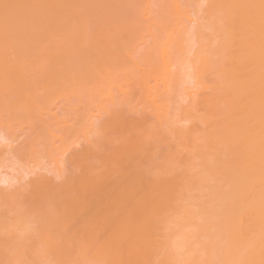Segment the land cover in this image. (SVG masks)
<instances>
[{"label": "bare ground", "instance_id": "1", "mask_svg": "<svg viewBox=\"0 0 264 264\" xmlns=\"http://www.w3.org/2000/svg\"><path fill=\"white\" fill-rule=\"evenodd\" d=\"M1 166L10 264H264V0H0Z\"/></svg>", "mask_w": 264, "mask_h": 264}, {"label": "rangeland", "instance_id": "2", "mask_svg": "<svg viewBox=\"0 0 264 264\" xmlns=\"http://www.w3.org/2000/svg\"><path fill=\"white\" fill-rule=\"evenodd\" d=\"M194 18H195V17H194ZM191 19H192V17H191ZM195 20H196V19H195ZM195 20H194V21H195ZM136 90H137V89H136ZM137 91H138V90H137ZM1 167H2V169H0V177H1V176L3 177V174L1 173V172H3V171H5V172H3V173H5V174H10V170H9V169H7L5 166H4V167L1 166ZM1 167H0V168H1ZM3 168H4V169H3ZM7 171H8V173H7ZM5 174H4V175H5ZM2 177H1V178H2ZM2 186H3V187H2ZM2 186H0V187H2V188H6V187H7L6 185H2ZM1 200H2V199H0V201H1ZM1 203L4 204L5 202H2V201H1ZM3 204H2V205L0 204V209H2V207H5V205H3ZM5 204H6V203H5ZM6 206H7V204H6ZM5 208H7V207H5ZM3 209H4V208H3ZM3 209L0 210V215L5 216V211L7 212V210L3 211ZM7 209H8V208H7ZM6 215H7V214H6ZM7 216H9V218L11 217V215H10L9 213H8ZM5 217H6V216H5ZM5 217H2V219H1V217H0V219L3 220ZM7 218H8V217H7ZM4 220H5V219H4ZM8 220H11V219H7V221H6V222H8V223H7L8 226H7V225L4 226V224H5L6 222H5V223H4V222L2 223V221H1V223H2V225H3L4 228H1L2 225H0V229H1V230H0V233H1V234H0V243L2 242L1 239H3L2 244H0V252H2V254H0V255H1V257H0V262H1V264H2V263H3V264H10V260H11V259H12V260L14 259V258H12V257H13L12 254H13V253H10V252H12V251H11V250H12L11 246H12V243H14V239H13L14 237H13V238H10V239L13 240L12 242L9 241V237H10L11 235L13 236V233H10V232L6 231L5 233H6L7 237H6V235H5L6 238H5V237L2 238V235L5 234V233H2V232H1L3 229H4V230H5V229L7 230V229H9V227H11V225H9V223H11V222L8 221ZM5 227H7V228H5ZM9 231H12V228H10ZM7 232L10 233L11 235L9 234V236H8ZM3 236H4V235H3ZM7 238H8V239H7ZM4 239H5V240H4ZM5 241H6V242L8 241L7 244H9L10 246H6V244H5L6 242H5ZM4 242H5V243H4ZM3 244H5V246H4ZM1 245H2V246H1ZM6 247H7V248H6ZM3 248H4V249H3ZM5 249H6V250H5ZM1 250H2V251H1ZM4 251H6V253H5ZM9 251H10V252H9ZM7 252H8V253H7ZM3 254H4V255H3ZM6 254H8L7 257H5ZM2 255H3L5 258H3ZM9 255L12 256V257H8ZM9 258H10V259H9ZM1 259H2L3 262L1 261ZM15 260H16V259H14V261H15ZM14 261H12L11 264L15 263ZM15 264H17V263H15Z\"/></svg>", "mask_w": 264, "mask_h": 264}]
</instances>
